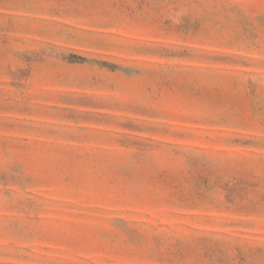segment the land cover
<instances>
[{
    "label": "rangeland",
    "instance_id": "374dc122",
    "mask_svg": "<svg viewBox=\"0 0 264 264\" xmlns=\"http://www.w3.org/2000/svg\"><path fill=\"white\" fill-rule=\"evenodd\" d=\"M0 264H264V0H0Z\"/></svg>",
    "mask_w": 264,
    "mask_h": 264
}]
</instances>
